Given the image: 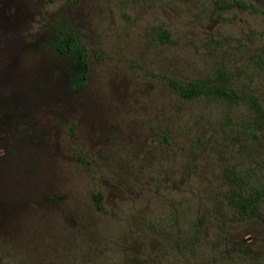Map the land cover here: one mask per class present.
Masks as SVG:
<instances>
[{"label":"rangeland","instance_id":"obj_1","mask_svg":"<svg viewBox=\"0 0 264 264\" xmlns=\"http://www.w3.org/2000/svg\"><path fill=\"white\" fill-rule=\"evenodd\" d=\"M0 264H264V0H0Z\"/></svg>","mask_w":264,"mask_h":264},{"label":"trees","instance_id":"obj_2","mask_svg":"<svg viewBox=\"0 0 264 264\" xmlns=\"http://www.w3.org/2000/svg\"><path fill=\"white\" fill-rule=\"evenodd\" d=\"M60 34L61 36L53 43L55 51L60 55H69L71 57L72 63L75 67L72 83L76 87H82L87 75V62L84 58V49L77 43L71 32L60 30ZM200 92L201 89L199 87H190L181 92V95L184 97H190L194 94H199ZM216 92L229 97L226 91L217 90Z\"/></svg>","mask_w":264,"mask_h":264},{"label":"flooded vegetation","instance_id":"obj_3","mask_svg":"<svg viewBox=\"0 0 264 264\" xmlns=\"http://www.w3.org/2000/svg\"><path fill=\"white\" fill-rule=\"evenodd\" d=\"M71 86H72V88H77V89L81 88V87H76L75 85H73L72 82H71ZM55 199H56V197H48V199L46 198V200L49 202H51L52 200L54 201ZM94 199H95V201H98L100 199V195H96Z\"/></svg>","mask_w":264,"mask_h":264}]
</instances>
